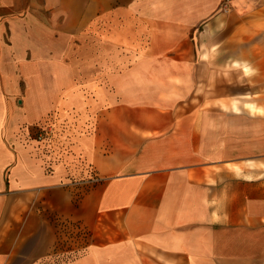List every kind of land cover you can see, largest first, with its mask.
Listing matches in <instances>:
<instances>
[{
	"label": "crops",
	"instance_id": "1",
	"mask_svg": "<svg viewBox=\"0 0 264 264\" xmlns=\"http://www.w3.org/2000/svg\"><path fill=\"white\" fill-rule=\"evenodd\" d=\"M0 264H264V0H0Z\"/></svg>",
	"mask_w": 264,
	"mask_h": 264
},
{
	"label": "rangeland",
	"instance_id": "2",
	"mask_svg": "<svg viewBox=\"0 0 264 264\" xmlns=\"http://www.w3.org/2000/svg\"><path fill=\"white\" fill-rule=\"evenodd\" d=\"M259 50H260V49H257V50H256V53H257ZM66 236H67V235H66ZM68 239H69V237H68Z\"/></svg>",
	"mask_w": 264,
	"mask_h": 264
}]
</instances>
